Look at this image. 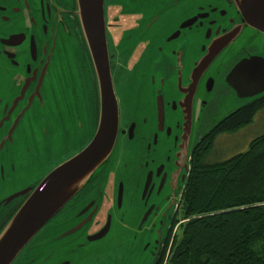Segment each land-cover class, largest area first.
<instances>
[{"label": "flooded vegetation", "instance_id": "flooded-vegetation-1", "mask_svg": "<svg viewBox=\"0 0 264 264\" xmlns=\"http://www.w3.org/2000/svg\"><path fill=\"white\" fill-rule=\"evenodd\" d=\"M104 15L119 106L112 157L12 264H73L82 249L84 260L106 264L100 249L115 236L87 238L108 216L105 237L113 221L128 219L117 213L125 198L137 229L148 209L152 218V236L138 229L135 248L153 244L160 233V253L180 205L192 135L197 142L214 127L228 103L241 106L224 78L247 55L264 56V35L248 26L223 50H211L219 36L236 31L233 22L243 20L233 0H104ZM207 58L197 82L194 70ZM99 107L77 0H0V230L49 171L89 142ZM89 216L78 234L63 238Z\"/></svg>", "mask_w": 264, "mask_h": 264}, {"label": "water", "instance_id": "water-1", "mask_svg": "<svg viewBox=\"0 0 264 264\" xmlns=\"http://www.w3.org/2000/svg\"><path fill=\"white\" fill-rule=\"evenodd\" d=\"M233 1L243 20L238 23L233 22V26L236 29L235 32L230 29L226 32V36L221 35L215 40L214 47L211 49L214 52L218 53V51L223 50L229 43L233 42V39L241 33L242 28L245 26L264 35V0ZM77 5L86 46L90 53L99 88L100 107L97 128L92 138L79 152L54 167L37 183L2 227L0 230V264L13 263L18 254L38 235L47 222L74 199L103 166L107 165L115 148L119 127V106L110 70L104 0H77ZM207 61H210V59H202L201 63H198L194 70L197 75L202 72L203 66ZM201 75L197 78V82L200 80ZM224 82L242 102L243 100L264 96L263 54H250L240 59L227 73ZM247 102L244 101V103ZM238 108L236 106L233 110ZM157 118L159 129H162L164 111L162 109L161 96L158 97ZM190 129L189 126L188 135ZM192 136L190 152L194 145L193 139L195 136L194 134ZM3 142L4 139L0 142V151ZM187 166L185 168V177H187L190 163L189 167ZM185 182L186 179L184 180L183 178L180 196H177L179 201ZM27 191L23 190L11 194L6 202L23 195ZM122 193L123 189L122 185H120L117 197L119 206L122 200ZM94 208H97V205ZM86 210L83 211L86 212ZM149 214L150 209L143 214L138 224V229H142L145 222H147ZM90 219L91 217L89 216L87 220L64 232L62 234L63 238L68 235L78 234L80 228ZM110 220L111 218L108 216L105 225L97 233L91 234L87 238L88 241H104L108 239L111 232L107 237L105 236L110 228ZM138 229L137 231H140ZM160 236L161 234L159 233V239L153 242L154 246L151 243L149 246L146 244L145 248L141 246L136 248V259L138 261L143 262V255L149 252L152 256L149 264H154L159 254L158 241L161 240ZM134 238L136 240V235H134Z\"/></svg>", "mask_w": 264, "mask_h": 264}, {"label": "trees", "instance_id": "trees-1", "mask_svg": "<svg viewBox=\"0 0 264 264\" xmlns=\"http://www.w3.org/2000/svg\"><path fill=\"white\" fill-rule=\"evenodd\" d=\"M264 109V96L228 113L194 143L178 212L154 264H264V132L244 152L206 163L221 133ZM175 231L173 232V229Z\"/></svg>", "mask_w": 264, "mask_h": 264}, {"label": "rangeland", "instance_id": "rangeland-1", "mask_svg": "<svg viewBox=\"0 0 264 264\" xmlns=\"http://www.w3.org/2000/svg\"><path fill=\"white\" fill-rule=\"evenodd\" d=\"M250 99L243 100L249 101ZM226 108H224L220 115L217 116V120L223 118L228 114V112L232 111L236 108V104L229 106L227 104ZM264 132V109L259 111L253 121L247 126L241 128L237 132L233 133H221L217 135L214 141L213 150L205 157L206 163H212L217 161H223L237 153L244 152L249 142L261 135ZM201 134L202 132L199 131ZM197 140V136L194 137L193 141ZM131 210L130 201L123 202V205L120 209H118L117 213L123 214L128 219L123 222L113 221L110 236L114 235L115 238L110 240L106 245H104L100 252H102V256L106 259V264H149L151 262L152 256L149 252L143 255L144 261L140 262L136 259V241L134 235L139 234L140 231L136 229L137 220L135 218L130 217L128 214ZM116 213V214H117ZM133 215V214H132ZM133 216H137L133 215ZM151 229L152 226V218H149L147 222H145L141 232L147 236H152ZM175 228L173 229V232ZM87 250H80L77 252L76 259H74L73 264H91L90 260L87 259L88 256L83 259L84 253ZM106 257V258H105Z\"/></svg>", "mask_w": 264, "mask_h": 264}, {"label": "built area", "instance_id": "built-area-1", "mask_svg": "<svg viewBox=\"0 0 264 264\" xmlns=\"http://www.w3.org/2000/svg\"><path fill=\"white\" fill-rule=\"evenodd\" d=\"M169 250V248L167 249V253H166V258H165V261H164V264L166 263V259H167V256H168V251Z\"/></svg>", "mask_w": 264, "mask_h": 264}]
</instances>
